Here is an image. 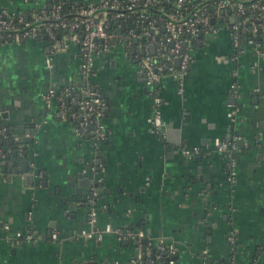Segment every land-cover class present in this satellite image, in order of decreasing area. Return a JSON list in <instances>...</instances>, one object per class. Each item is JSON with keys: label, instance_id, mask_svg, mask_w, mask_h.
Listing matches in <instances>:
<instances>
[{"label": "crops", "instance_id": "crops-1", "mask_svg": "<svg viewBox=\"0 0 264 264\" xmlns=\"http://www.w3.org/2000/svg\"><path fill=\"white\" fill-rule=\"evenodd\" d=\"M50 3L0 0V15L28 17ZM235 21L233 13L214 14L208 32L191 45L188 69L158 81L163 137L151 131L139 43L112 25L89 78L104 100L106 135L98 153L90 134L76 131L73 112L55 99L45 102L50 89L58 93L81 79L78 40L0 39V125L19 141L18 158L0 164V264H132V243L113 233L98 238L88 223L85 200L97 176L96 227L140 225L154 243L176 246L175 264H264V31L255 45L236 51ZM27 129L28 158L20 142L31 136ZM215 139L234 147L233 182ZM194 148L196 155L183 152ZM23 160L31 185L14 173ZM49 230L57 238L47 237ZM17 232L36 237L26 242Z\"/></svg>", "mask_w": 264, "mask_h": 264}, {"label": "built area", "instance_id": "built-area-1", "mask_svg": "<svg viewBox=\"0 0 264 264\" xmlns=\"http://www.w3.org/2000/svg\"><path fill=\"white\" fill-rule=\"evenodd\" d=\"M157 0H99L97 2H89L73 7L74 11L71 15L64 16L61 12V5L50 3L40 8H36L32 11L29 17L23 14L17 17L13 14L0 15V37L11 36L13 40L18 41L21 39H39L42 35L48 37L52 43H57L60 37L56 35L60 31H66L64 37H72L78 40L79 52H80V76L84 85L81 87V91L84 94V100L76 101L71 95L68 88L64 89L61 95L56 99L63 104L65 97H70V103L78 104L83 114L81 121L76 125V131L82 132L86 130L88 124V117L95 107H104V100L101 93L93 87L90 82L94 69V54L98 51L100 41L102 38H106L109 34V17L107 11L113 12L112 19L120 21L127 20L131 13H135L137 9H140L143 19H148V28L141 33H136L132 29L126 33L123 31L122 24H118L122 33L128 41L137 40L139 43V51L137 58L139 66L145 74L146 84L150 88L152 94L151 103L153 107V114L149 121L151 124V131L158 136L163 137V122L160 112V97L156 91V85L158 81L166 75L177 77L179 74L185 72L191 62V42L190 40L182 42L181 36L188 34L191 38L199 37L201 33H207L211 16L203 8H200V4L192 11L186 12L183 15L178 13L181 4L185 0H174L173 6L175 13L167 16V21L163 24L166 31V35L163 39V44L157 42L156 35V19L145 15L146 8L154 5ZM264 0H217L215 6V13L230 12L236 17V21L231 25L232 41L236 51H243V47L240 46L239 40V21L241 16L245 13L244 3L249 2V9L251 11V17L242 19L241 22H245L249 26V30L256 35L257 29L260 32L264 31ZM206 27L204 31L199 32V27ZM245 28L242 29L244 31ZM81 32L79 34L78 32ZM14 33V34H13ZM56 38V39H55ZM169 44V48L166 47ZM253 44V40H247L246 44ZM181 45L186 47L185 51L181 50ZM151 46H154V51H151ZM139 53L141 54L139 56ZM157 57H162L163 61L159 62ZM234 95L237 92V85L232 84ZM56 92L50 89L45 97V102L49 106L51 101L55 99ZM101 116L100 113L97 114ZM75 117V115H74ZM73 117V118H74ZM95 128L92 130L94 139L92 141V147L94 153H98L100 141H104L106 131L100 120H96ZM4 128L0 130V134L3 135ZM216 151L222 153L228 160V179L230 182L234 181L235 177V154L234 147L229 144H225L218 139L214 140ZM184 154L196 155L198 149L183 150ZM98 167H102L98 164ZM101 178L96 177L92 180V185L100 183ZM97 197L96 187H91V198H88V203L91 207L88 209V223L92 227V233H96L98 238H101L104 233H113L119 239L139 241L145 237L143 230L125 231L121 232L119 228H114L107 224L102 228L96 227L97 209L93 206ZM7 229L8 227L5 226ZM16 239H23L26 242L33 241L34 237L31 233L22 234L17 232ZM52 237L57 238V234L53 233ZM228 242L230 247L235 248V238L233 235H229ZM154 248L158 253L150 250L148 247L143 249L140 244L136 245V255L132 259V264H175L173 256L177 253L176 246L167 244L163 239H159L154 243ZM161 252L164 255L171 256L167 261L161 259ZM206 253V250L203 251Z\"/></svg>", "mask_w": 264, "mask_h": 264}, {"label": "trees", "instance_id": "trees-1", "mask_svg": "<svg viewBox=\"0 0 264 264\" xmlns=\"http://www.w3.org/2000/svg\"><path fill=\"white\" fill-rule=\"evenodd\" d=\"M122 1H125V0H122ZM51 2L54 4H60L61 5V12L64 16L71 15L72 12L74 11L73 7H77L79 5L84 4L83 2L73 1V0H51ZM173 2H174V0H157L154 5H151L148 8H146L147 11H146L145 15H148L150 17V19H152V18L156 19L155 25H156L157 30H156L155 39L157 42H161L162 44L164 43L163 39L166 35V31L163 27V24L167 21L166 18L168 15L175 13L176 8L173 6ZM216 2H217V0H185L181 4V6L178 10V13H181L183 15L186 12L192 11L195 7L198 6V4H200V8L205 9L207 11V13L211 17H213L214 13H215ZM262 3L264 4V1H262ZM249 4H250L249 2L244 3L245 13L241 16V19L239 21V27H240L239 40H240V46H242V47L245 46L247 40H253V42H255V41L257 42L258 35H262L261 32H257L256 35H254V33H252L249 30V26L245 22H243V23L241 22L242 19L244 20L245 18L248 19L251 17V11L249 9ZM32 11L33 10H31L29 12L32 13ZM107 12H108L107 16L109 17L108 31L111 29L112 25L119 23V22L123 26L124 33H126L130 29H132L136 33H141L143 30H145L146 28L149 27L148 26V19H143L144 15H142V12L140 9H137V11L135 13H131L129 19L120 20V21L112 19V16H113L112 11L108 10ZM18 15H20V13L13 14V16H15V17H17ZM205 28L206 27L200 26L199 32L204 31ZM243 28H245L244 31H242ZM78 33L81 34L80 31ZM65 34H68V32L60 31L59 33H57V35H59V37H62ZM57 35H56V38H57ZM1 38L2 37H0V39ZM198 38H199L198 36H196L195 38H191V36H189L186 33L181 36L182 42L190 40L192 45H194L196 43ZM2 39L5 41L6 40L7 41H13V38L11 36H9V37L5 36ZM39 39L46 40V41L50 42L48 37H46L44 35H42ZM169 46H170L169 44H166V47L169 48ZM181 50L185 51L186 47L181 45ZM140 55L141 54L139 53V56ZM157 60L159 62H161V61H163V58L157 57ZM89 83L92 85L91 82H89ZM83 85H84V82L81 81V79H80V80L76 81L75 83L71 84L69 87H67L70 90L71 95L78 102L84 100V98H85L84 94L81 91V87ZM61 93H62V91L56 93L55 100L61 95ZM152 94H153V92H151V95ZM56 101H58V100H56ZM61 106L64 109H66V111H68L69 113L73 112L75 114V117L72 119V122L74 123V125H78L79 122L81 121V118H82L81 114H83L82 110L79 108V105L70 103V97H65L63 100V104ZM98 113H100L101 116H98L97 115ZM103 115H104L103 107H95L88 117L89 122L86 125V130L82 131V134H90L91 141H93V139H94V137H93L94 135L92 134V130H94V128H95V123H93V122L96 120L101 121L103 118ZM1 129L2 128H0V130ZM102 143H103V141H100L98 151L103 146ZM13 145H14V143L11 142L9 135H7L6 133H3V135L0 134V164L3 162H6V160H7L6 154L7 153L11 154L9 152L12 151ZM18 153H19V151L17 152V155L15 156L16 158H18V155H19ZM22 155L25 156L26 158H28L26 150L22 151ZM100 184H101V182L96 185L97 193H100V190H99ZM88 198H91V191H89V190H88L87 198L85 200V205L89 209L91 207V205H89V203H88ZM94 199L96 201L93 204V206L96 209H99L98 208L99 207L98 200L95 197H94ZM97 215H98V213H97ZM119 229L121 230V232H125V231L142 230V227L140 225L129 224L126 227L119 228ZM127 242L132 243L135 247H136V245L140 244L143 249L148 247L150 250L154 251L155 253L159 252V251L157 252V249L154 248V245H155L154 242L149 240L146 236L144 238L140 239L139 241L128 240ZM160 254H161V259L163 261H167L171 257V256L164 255L163 252H161ZM207 264H210V261H207ZM223 264H236V263H234L233 260H231L230 262L227 261V262H224Z\"/></svg>", "mask_w": 264, "mask_h": 264}, {"label": "water", "instance_id": "water-1", "mask_svg": "<svg viewBox=\"0 0 264 264\" xmlns=\"http://www.w3.org/2000/svg\"><path fill=\"white\" fill-rule=\"evenodd\" d=\"M257 32H260V29H257ZM58 37H59V35H57ZM200 36V35H199ZM135 41H137V40H135ZM58 47H60V44H58ZM151 51L153 52L154 51V46H151ZM0 128H2V126L0 125ZM3 128H4V133H6L7 135H10V133L12 132L8 127H6V126H3ZM2 128V129H3ZM14 136L15 137H17V133L18 132H20L19 130H17V129H15L14 131ZM26 133H31V136H29V137H24L20 142L21 143H23V146H22V149L23 150H27L26 149V144L27 143H29V142H31L32 141V132H31V130L30 129H27L26 130ZM219 141H221V140H219ZM11 142H13L14 143V145H13V147H12V151L11 152H9V153H11V154H6V159H9V157L12 155V157H15L16 155H17V152L19 151V146H18V144H19V141H11ZM239 143H240V140L238 141ZM215 149H216V147H215ZM12 162V164H13V166L15 165V161L14 160H12L11 161ZM3 165L5 164L4 162L2 163ZM21 164H22V166L18 169V170H14V173H19V172H21V173H23L24 174V180H25V182L27 183V185H31L32 184V174H31V172L29 171V168H28V160H23L22 162H21ZM0 171L1 172H4L5 170L4 169H0ZM11 170H9V172H10ZM86 175H88V176H90L91 174L90 173H87ZM96 185L97 184H95V185H90V189H89V191H91V187L92 186H94V187H96ZM75 192L78 194V195H80V189H76L75 190ZM99 194L100 193H97V200H98V197H99ZM97 213H98V211H97ZM8 229V228H7ZM51 235H52V232H51V230H49L48 232H47V234H46V236L47 237H51ZM33 237L35 238L36 237V235H33ZM178 257V255L177 254H175L174 255V259H176Z\"/></svg>", "mask_w": 264, "mask_h": 264}]
</instances>
